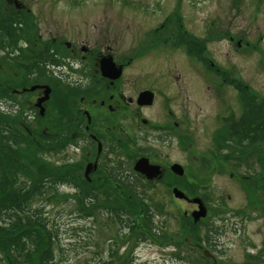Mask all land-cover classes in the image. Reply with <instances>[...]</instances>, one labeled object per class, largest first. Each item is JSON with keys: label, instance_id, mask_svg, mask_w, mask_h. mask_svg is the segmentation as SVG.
Wrapping results in <instances>:
<instances>
[{"label": "rangeland", "instance_id": "rangeland-1", "mask_svg": "<svg viewBox=\"0 0 264 264\" xmlns=\"http://www.w3.org/2000/svg\"><path fill=\"white\" fill-rule=\"evenodd\" d=\"M22 4L46 11L50 14L47 19L58 17L61 6H96L92 14L78 18L104 23L102 29L115 38L114 45L120 51L131 49L133 59L126 71L131 75L129 93L136 95L146 83L163 89L154 107L140 114L149 120H161L166 97L170 106L178 108L180 119L190 121L191 135H185L190 133L189 128L185 127V131L180 127L179 142L176 138L161 142L156 134L151 138L144 135L142 122L133 119L127 137L131 144L126 150L118 149L115 160L133 164L146 148L157 159L174 161L184 169L201 168L203 175L207 170L199 166L198 160L207 148L241 147L236 146L237 141L241 142L246 164L239 171L247 175L254 172L260 177L258 184H240L228 170L222 166L213 168L214 164L206 193L215 201H224L229 209L241 208L244 214L257 210L243 226L241 243L235 234H226L231 241L227 251L219 252L220 264H264V0H0V11ZM68 9V18H75ZM162 23L165 28L160 26ZM84 25V33L93 36L94 25ZM156 27L161 37L158 41L148 37L150 33L155 35ZM10 54L6 58L7 54L0 52V93L8 83L17 84L19 78L20 63L14 60L13 64L15 57ZM66 80L82 82L85 78L81 74L67 75ZM71 95L65 93L67 100L73 99ZM238 119H242L241 139L235 136V129L229 128ZM37 121L45 130L44 119ZM122 137H116L117 141ZM14 148L19 158L28 163L25 168L31 175L18 171V183L30 186L33 175L42 178L70 172L52 177L54 181L46 177L52 183L44 190H36L29 202L30 214L40 218L45 224L43 231L52 236L47 241L43 235L44 240L38 243L40 247L50 245L53 259L49 264H213L201 259L192 248L175 250L172 240L180 230L182 211L191 210L192 204L174 199L171 185H146L140 174L132 173L130 195L134 197L124 194L114 201H104L102 197L90 201L84 194L86 188L92 191V186L76 187L70 180L86 158L81 148L70 145L67 149H49L25 144ZM108 186L105 189L110 194ZM190 188L194 194L204 192V187ZM247 201L259 207L247 208ZM148 210L151 223L146 221ZM123 215L130 228L124 227ZM198 229V235H202L203 226ZM38 245L32 239L27 245L31 264L37 263ZM250 251L259 257L248 263ZM25 253L16 250L14 256L21 263ZM5 257L0 252V264H8Z\"/></svg>", "mask_w": 264, "mask_h": 264}, {"label": "flooded vegetation", "instance_id": "flooded-vegetation-1", "mask_svg": "<svg viewBox=\"0 0 264 264\" xmlns=\"http://www.w3.org/2000/svg\"><path fill=\"white\" fill-rule=\"evenodd\" d=\"M68 7L71 9L69 13L75 18H68ZM92 7L96 6H61L60 12L56 13L58 17L53 19H47L49 13H42L39 8L29 4L0 11V52L6 53V58L11 53L12 58L13 55L15 57L12 63L14 60L20 63L17 64L20 70L17 73V84L8 83L0 93V108L17 117H23L35 129L44 132L47 148L67 149L74 145L87 153L85 160H82V166L70 180L76 187L95 188L92 193L84 194V198L90 201L99 200L100 197L104 201H114L122 199L124 194L131 196L127 187L131 185L132 173L140 174L146 185L153 186L162 182L171 185L174 199L192 204L191 210L182 211L180 230L172 240L175 250L192 248V252L201 259L220 264L222 255L219 256V252L227 251V243L231 241L227 239L226 234H235L236 240L241 243L244 235L242 233L245 232L243 226L251 219V214H257V210L244 214L241 208L229 209L224 201L213 200L210 194L206 193L210 185L208 175L212 173L211 166L216 164L213 166L216 169L222 166L229 171L231 178L240 184L256 185L260 177L254 172L247 175L239 171L246 164L243 147L239 141L236 146L241 147L207 148L198 160L199 166L207 170L203 175L201 168H183L184 173L178 174L172 169L176 162L157 159L155 154L146 148L138 153L139 156L134 158L133 164L130 162L126 165L125 159L115 160L117 150H126L131 144V139L128 141L127 137L133 119L142 122L140 126L146 129L144 135L151 138L152 134H156L155 137L161 142H169L170 138H176L179 142L180 127L183 130L185 127L189 128V132L192 128L190 121L180 119L178 108L174 104L170 106L166 97L163 99L164 117L161 120H149L140 114L142 110L154 107L158 92L163 89L157 87L158 84L146 83L136 95L129 93L127 85H131V75L128 76L126 71L127 65L133 59L131 49L120 51L114 45L115 38L109 37L108 30L102 29L106 26L104 23H89L87 18H78L92 14L95 10ZM84 23L94 25L93 36L84 33V29H87ZM160 26L165 28L163 23ZM154 33L155 35L150 33L148 37L158 41L161 38L158 27L154 28ZM78 74L85 80H66L67 75ZM145 91L153 93L152 103H139V97ZM7 92L13 98L7 97L5 102L3 98ZM65 93L72 94L73 99L67 100ZM230 112L233 113L232 109ZM235 112L237 113L236 110ZM40 118L45 121V130H41L39 126L37 120ZM228 122L230 126V121ZM241 125L242 119H238L229 127L232 131L235 129L234 134L239 139L243 135ZM191 134L190 132L185 135ZM118 135L123 136V139L119 138L117 141ZM129 157L131 160V155ZM139 158H146L151 165L158 166V176L149 179L144 173L136 171L134 166ZM250 168H253V165H250ZM105 186L116 188L118 193L108 194ZM190 187H204V192L194 194ZM257 207L259 205L247 201V208ZM201 209L204 215H199ZM124 216L126 215H123V218ZM126 219L124 218V227L130 228V222ZM202 226V235H198V228ZM248 254V263L259 257H255L251 251ZM175 257H178V254H175Z\"/></svg>", "mask_w": 264, "mask_h": 264}, {"label": "trees", "instance_id": "trees-1", "mask_svg": "<svg viewBox=\"0 0 264 264\" xmlns=\"http://www.w3.org/2000/svg\"><path fill=\"white\" fill-rule=\"evenodd\" d=\"M8 99L13 98L9 92L4 96V101L7 102ZM1 103V99H0ZM249 106L256 108L252 103H249ZM0 252L10 256L14 264H31L32 254L28 253L29 250L27 245L32 239L38 245L39 241L44 240V237L49 241L52 236L46 231H43L45 224L38 219H34L31 210L29 208V202L33 194L36 193V190L45 189L48 183L46 177H63L65 173L70 174L69 170H66L64 173H54V175L36 177L32 176V184L29 186L27 182L18 183L19 177L17 175L18 171H22L23 174L27 176L30 175V171L25 167L28 166V163L19 158L18 154L14 151V147L20 144H25L29 146H34L35 148H42L46 146L47 140L45 138L44 132L39 129H35L26 119L23 117H17L12 113L0 108ZM29 129H27V127ZM5 128L6 132L3 133ZM219 145V143H218ZM32 161L36 162L35 158L32 157ZM218 161V160H217ZM71 179V178H70ZM95 190V188H92ZM110 194L115 191V194L118 193L116 188L109 187ZM85 190V188H84ZM129 194H133L131 185L127 187ZM87 192H91L86 188ZM106 191V189H105ZM95 192V191H93ZM40 193H43L41 191ZM92 193V192H91ZM135 195V194H134ZM134 195L132 197H134ZM130 207V204L127 206ZM133 207V206H131ZM134 209V207H133ZM150 211H147V222L151 223L149 217ZM35 229L45 232H35ZM38 254H37V263L36 264H49L52 263L53 253L48 243L38 245ZM26 251L23 261L20 263L15 258V251ZM6 260V259H5ZM33 264H35L33 262Z\"/></svg>", "mask_w": 264, "mask_h": 264}, {"label": "water", "instance_id": "water-1", "mask_svg": "<svg viewBox=\"0 0 264 264\" xmlns=\"http://www.w3.org/2000/svg\"><path fill=\"white\" fill-rule=\"evenodd\" d=\"M153 101V93L150 91H145L143 92L140 97H139V103L145 104V103H152ZM136 171H139L141 173H144L147 177H149V179H154V177H157L158 174L160 173L159 171V167L156 165H151L148 161V159L146 158H139L134 166ZM172 169L174 172L178 173V174H183L184 173V169L183 167L176 163L172 166ZM89 168L86 171V174H88ZM175 192L177 193V191L175 190ZM199 215H204V211L201 209V212L199 213ZM6 261L8 264H14L12 259L10 258V256L6 255Z\"/></svg>", "mask_w": 264, "mask_h": 264}]
</instances>
